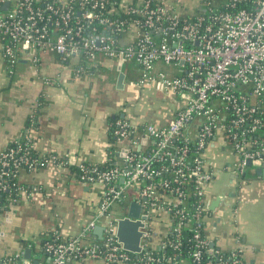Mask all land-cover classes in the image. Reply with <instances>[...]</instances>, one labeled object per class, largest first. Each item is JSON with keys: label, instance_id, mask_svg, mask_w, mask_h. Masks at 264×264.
<instances>
[{"label": "built area", "instance_id": "1", "mask_svg": "<svg viewBox=\"0 0 264 264\" xmlns=\"http://www.w3.org/2000/svg\"><path fill=\"white\" fill-rule=\"evenodd\" d=\"M203 1L205 9L188 17L164 0H0L3 53L12 64L31 49L64 60L103 53L139 63L135 85L153 83L182 100L161 125L117 117L107 163L78 164L83 181L104 183L96 214L78 234L54 232L42 242L47 261L38 264L85 257L106 264L247 263L242 245L223 247L211 236L217 220L208 188L221 170L239 177L264 165V0ZM11 143L0 152V211L6 190L24 188L22 168L67 163L55 153L34 154L31 135ZM133 201L138 216L129 215ZM126 217L141 222L137 252L118 236ZM98 225L102 237L87 241Z\"/></svg>", "mask_w": 264, "mask_h": 264}, {"label": "crops", "instance_id": "2", "mask_svg": "<svg viewBox=\"0 0 264 264\" xmlns=\"http://www.w3.org/2000/svg\"><path fill=\"white\" fill-rule=\"evenodd\" d=\"M164 1L181 16H194L205 9L203 0ZM214 2L222 5L224 0ZM122 72L123 82L119 83ZM140 75L141 67L136 61L121 62L103 53L94 59L74 56L64 60L55 52L31 49L12 64L3 53L0 34V152L13 140L31 135L37 153H55L67 161L21 170L18 180L24 188L0 211V257H13L8 264L23 259L46 262L41 249L46 236L52 232L62 238L74 236L96 214L104 183L83 181L78 175V164L83 160L107 163L113 141L110 117L125 113L121 98L129 94ZM181 105L165 119H154L158 123L125 115L134 124L161 125ZM257 167L246 180L221 170L208 188L217 220L211 236L223 247L242 245L246 264H264V173H258ZM222 173L228 177L218 181ZM33 186L39 189L29 194ZM101 237L93 229L86 240ZM66 264L106 263L85 257L72 258Z\"/></svg>", "mask_w": 264, "mask_h": 264}, {"label": "rangeland", "instance_id": "3", "mask_svg": "<svg viewBox=\"0 0 264 264\" xmlns=\"http://www.w3.org/2000/svg\"><path fill=\"white\" fill-rule=\"evenodd\" d=\"M129 94L121 98L122 111L134 120H163L171 115L173 110L181 105L182 100L176 94L166 93L157 88L155 84H145L142 86L134 85L128 90ZM123 99V101H122ZM154 123H158L157 121ZM209 154L219 155L218 151L209 150ZM255 166H249L245 175L238 178L249 179L252 176V170ZM222 177L218 181L227 179L228 174L222 173ZM229 220V218L227 217ZM231 227L230 222L227 223Z\"/></svg>", "mask_w": 264, "mask_h": 264}, {"label": "water", "instance_id": "4", "mask_svg": "<svg viewBox=\"0 0 264 264\" xmlns=\"http://www.w3.org/2000/svg\"><path fill=\"white\" fill-rule=\"evenodd\" d=\"M123 78H124V74L122 72L119 77V83L123 82ZM124 115L125 113H122V116ZM257 171L258 173H264V165L258 166ZM139 212H140V205L137 202L133 201L131 203L129 215L138 216ZM140 223L141 222L139 220H132L129 217L119 219V226H118L119 239L123 242L124 246L127 249L135 252L141 249L140 246L141 231L139 229ZM102 230H103L102 225H98L94 229V231L97 232L99 236H102ZM30 251L31 250L28 248L26 252L27 258L30 257ZM35 264H38L37 261L35 262Z\"/></svg>", "mask_w": 264, "mask_h": 264}, {"label": "trees", "instance_id": "5", "mask_svg": "<svg viewBox=\"0 0 264 264\" xmlns=\"http://www.w3.org/2000/svg\"><path fill=\"white\" fill-rule=\"evenodd\" d=\"M117 117H119V115H116V116H112V117H110V119H111V120H110V122H111V127H114V124H115V121H116ZM33 141H35L34 138H33ZM10 144H12V143H10ZM33 152H34V154L37 153V151H36L35 148L33 149ZM107 165H108V164H107ZM38 168H39V167H38ZM22 169H28V168H22ZM76 169H77V168H76ZM10 181H11V182L16 181V178H10ZM28 188H29V187H28ZM18 195H19V194H17V192H16V190H14V188H11V189L6 190L5 193H4V196H3V202H4V204H3V208H5L6 204H7L9 201H11V200L15 199L16 197H18ZM3 208L1 209V211L3 210ZM53 234H54V232H52L51 235L46 236V237L44 238L43 242H44L45 240H47V239H50L51 236H52ZM44 253H45V256L47 257V254H46L45 251H44ZM6 257H10V256L0 257V262H1V261H4V260H7L6 263L8 264L9 261H10V259H8V258H6ZM12 258H13V257H12Z\"/></svg>", "mask_w": 264, "mask_h": 264}]
</instances>
